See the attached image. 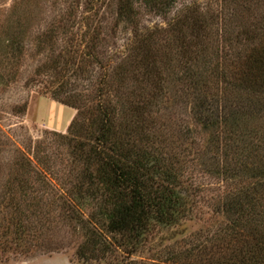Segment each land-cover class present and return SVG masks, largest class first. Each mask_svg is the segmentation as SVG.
<instances>
[{"label": "rangeland", "instance_id": "1", "mask_svg": "<svg viewBox=\"0 0 264 264\" xmlns=\"http://www.w3.org/2000/svg\"><path fill=\"white\" fill-rule=\"evenodd\" d=\"M116 2L0 0V264H192L194 255L221 244L223 205L254 186L250 178L219 170L223 152L232 159L234 147L216 150L213 140L222 132L205 129L188 103L177 102L182 58L160 49L157 63L172 101L151 119L170 130L182 186L191 189V210L176 226L155 230L142 252L128 256L115 248L120 237L93 218L102 202L85 193L94 186L84 178L91 171L84 170L78 143L90 145L106 102L120 121L128 100L149 90L142 75L127 72L139 39L160 32L172 39L177 20L196 8L213 17L199 70H222L230 66L224 60L228 35L256 29L264 17V6L252 5L251 11L226 9L230 15L221 20L224 7L237 2L175 0L162 13L134 3L136 15L126 22ZM61 102L76 103L78 112ZM104 244L110 246L106 253Z\"/></svg>", "mask_w": 264, "mask_h": 264}, {"label": "trees", "instance_id": "2", "mask_svg": "<svg viewBox=\"0 0 264 264\" xmlns=\"http://www.w3.org/2000/svg\"><path fill=\"white\" fill-rule=\"evenodd\" d=\"M174 2L117 0L116 9L119 17L132 22L136 15L134 3L162 13ZM230 2H237V7L225 6L221 20L230 15L227 10L251 11L253 6L257 10L264 6V0ZM197 11L195 8L177 20L172 39L161 37L160 32L137 40L139 44L134 47L135 55L127 72L136 79L142 75L149 90L140 92L137 100H128L120 121L114 108L110 109V102H106L90 145L78 143L84 170L91 171L84 178L89 180V188L94 186L85 193L100 197L102 205L93 218L99 217L97 224L104 223L107 232L120 237L115 248L128 256L142 252L155 230L174 227L188 218L191 189L182 186L181 162L174 152V142H168L170 130L151 119L157 109L172 101L164 93L166 80L157 63L160 49L169 56L179 55L185 75L179 78L182 87L174 90L177 102L188 103L196 121L205 129L216 127L215 132H222L213 140L216 150L223 149L220 144L234 147L232 159L228 160L230 155L223 152L225 161L219 170L225 176H244L254 183L223 205L226 222L221 244L213 243L209 250L194 255L192 264H264V17L256 29H241L228 35L229 46L224 53V60L228 59L230 65L227 69L211 71L204 65L199 70L198 60L209 48L213 17L207 18ZM207 71L214 75L210 80ZM61 103L78 112L76 103ZM74 127L75 117L68 126L71 133ZM102 243L100 236L96 244ZM109 247L104 244L103 253Z\"/></svg>", "mask_w": 264, "mask_h": 264}]
</instances>
